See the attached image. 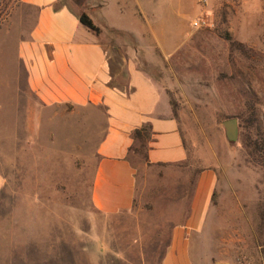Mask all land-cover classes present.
Returning <instances> with one entry per match:
<instances>
[{
	"label": "rangeland",
	"instance_id": "rangeland-1",
	"mask_svg": "<svg viewBox=\"0 0 264 264\" xmlns=\"http://www.w3.org/2000/svg\"><path fill=\"white\" fill-rule=\"evenodd\" d=\"M203 3L192 20L208 16L211 27H189L187 12L174 52L148 41L137 53L170 104L187 159L153 165L144 147L134 152L133 205L107 215L90 199L105 112L45 106L28 92L15 52L20 5L0 0V264H159L204 168L217 174L203 233L210 251L264 264V0ZM229 118L235 141L222 124Z\"/></svg>",
	"mask_w": 264,
	"mask_h": 264
},
{
	"label": "crops",
	"instance_id": "crops-1",
	"mask_svg": "<svg viewBox=\"0 0 264 264\" xmlns=\"http://www.w3.org/2000/svg\"><path fill=\"white\" fill-rule=\"evenodd\" d=\"M203 1L18 0L22 27L15 52L28 92L45 106L71 104L105 112L90 191L95 211L115 215L133 205L136 180L130 147L136 145V128L151 125L148 164L187 159L170 104L138 64L137 53L148 41L164 56L174 52L185 39L180 27L187 12L192 14L190 27L192 18L205 10ZM81 13L98 33L80 22ZM216 184L214 169L198 171L187 213L171 227L159 264H232L214 256L203 234Z\"/></svg>",
	"mask_w": 264,
	"mask_h": 264
},
{
	"label": "trees",
	"instance_id": "trees-1",
	"mask_svg": "<svg viewBox=\"0 0 264 264\" xmlns=\"http://www.w3.org/2000/svg\"><path fill=\"white\" fill-rule=\"evenodd\" d=\"M79 20L82 24H84L86 27H88L90 30H92L95 33L99 32V28L94 25V23L91 21V19L84 13H81L79 15ZM133 138L136 141V144L138 146H131L130 150H133L134 152H137L141 150V148H145V152L143 154V158L145 161H147V150L150 146V141L152 139V131H151V125L150 124H144L139 128H136L133 131ZM263 149H264V140H263Z\"/></svg>",
	"mask_w": 264,
	"mask_h": 264
},
{
	"label": "water",
	"instance_id": "water-1",
	"mask_svg": "<svg viewBox=\"0 0 264 264\" xmlns=\"http://www.w3.org/2000/svg\"><path fill=\"white\" fill-rule=\"evenodd\" d=\"M226 138L235 141L238 136V126L236 118H229L223 121Z\"/></svg>",
	"mask_w": 264,
	"mask_h": 264
},
{
	"label": "built area",
	"instance_id": "built-area-1",
	"mask_svg": "<svg viewBox=\"0 0 264 264\" xmlns=\"http://www.w3.org/2000/svg\"><path fill=\"white\" fill-rule=\"evenodd\" d=\"M191 25L194 28H209L213 25V22L208 16H199L192 20Z\"/></svg>",
	"mask_w": 264,
	"mask_h": 264
}]
</instances>
